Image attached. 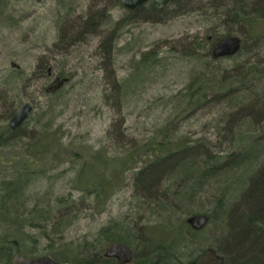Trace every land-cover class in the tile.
I'll list each match as a JSON object with an SVG mask.
<instances>
[{"label": "rangeland", "instance_id": "1", "mask_svg": "<svg viewBox=\"0 0 264 264\" xmlns=\"http://www.w3.org/2000/svg\"><path fill=\"white\" fill-rule=\"evenodd\" d=\"M162 1L128 11L117 0H0V183L22 184L16 200L0 206V242L21 229L34 237L23 240L20 251L12 245V255L67 247L66 259L55 260L82 264L87 252L76 245L99 253L110 242L98 233L109 226L125 237L133 264H151L159 243L170 245L171 264H233L229 235L243 227L234 218L246 214L249 188L258 187L264 165L242 177L243 167L207 179L197 174L206 154L228 152L238 134L264 138V107L254 92L247 103L207 95L192 108L188 86L219 65L229 74L240 61L264 65V41H251L246 24L231 18L223 5L232 0ZM224 36L242 43V58L212 62L210 48ZM149 53V64L139 63ZM23 103L32 110L11 131L9 121ZM47 134L50 150L34 148ZM165 137L190 153L169 162L152 184L155 194L145 196L134 178L145 155L124 170L100 212L93 196L78 189L77 172L97 151L118 161L131 146ZM201 214L209 220L195 234L187 220ZM42 217L54 232L50 242L28 224H45ZM176 231L179 242L171 243Z\"/></svg>", "mask_w": 264, "mask_h": 264}, {"label": "trees", "instance_id": "2", "mask_svg": "<svg viewBox=\"0 0 264 264\" xmlns=\"http://www.w3.org/2000/svg\"><path fill=\"white\" fill-rule=\"evenodd\" d=\"M170 1L171 0H163L162 5H169ZM178 1L179 0H176L175 2ZM149 2L154 4V0ZM229 2H232V4ZM223 6H229L231 8L229 10H231L230 15L232 19L246 24L248 37L251 41L255 39H258L260 42L264 41V0L225 1ZM215 43L211 46L210 52H212ZM242 51L243 45L241 43L239 50L230 57L239 55V57L242 58ZM151 57L152 56L149 53L147 56H143L139 63L147 65L150 61H146ZM211 59V61L214 62L221 59V57L216 58L211 54ZM232 67L234 69H232L233 73L231 74H229V71L221 69V66L219 65V67H212L208 69L205 73H198L195 75L194 79L191 81L192 84L188 86L187 103L190 104V107L194 108L195 106L200 105L201 101L204 100V97L207 95L211 97L209 98L211 101H214L217 96H220L221 99L225 96L222 100L226 103L237 102V105L243 104L249 101L251 96L254 95V92L259 93V101L262 100V107H264V65L261 63H254L247 66L240 61L239 63H233ZM254 115L258 116V111H255ZM248 118L249 117L247 116L246 120ZM243 122L245 123V121ZM47 139L48 134L46 139H37L33 143L34 148L39 147L41 151H49L51 147L50 143H47ZM199 141L200 140H197L195 143ZM230 144L232 145V148L229 149L228 152L225 151L222 154L216 155H214L213 152L206 154V158L202 163L203 167L210 163L216 164L218 172L222 174L227 170H233L237 166L236 164L238 163V160L244 158L242 161H245L243 163L239 162L238 165H241L245 171V169L247 170L252 166L254 159L257 160V158L264 156V152L259 151L260 149H264L263 137H242L240 133L238 134V137H235L234 142ZM241 145L245 147L244 152L239 155L235 154L237 152L236 148ZM185 146L186 144L184 146H178L176 143L173 145V143L168 141L166 137L162 140L151 138L142 145L131 146L132 149L126 151L122 157L118 158V161L107 158L104 152L97 151L93 154V159L91 161L83 163L79 168L76 175L78 189L83 192L85 197L93 196V206L94 208L99 207L98 212H100L104 209L116 187L122 182V174L124 173V170H127L128 168L133 169V160L136 162L138 157L145 155L146 159L144 158V160L141 161V166H139L135 171L134 178L137 180V187L141 189L142 192H145V196L153 195L155 193H153L154 189L152 188V184L160 178L161 175L159 174L167 167L168 164H170L169 162L180 158L181 152L186 155L190 153V150L187 149L189 147ZM234 150L236 152H234ZM256 150L258 153H256ZM193 161L195 160L193 159ZM113 164H118L119 166L115 167ZM263 165L264 160L262 162V166ZM253 167L254 168H251L253 171L258 169L256 166ZM182 168L181 172L183 170ZM192 168L193 167H189L184 171V173L188 172ZM201 171L198 172L199 175L197 174V177L207 179L218 175V173L213 172L207 173V176L204 177V174L201 176ZM261 173L263 175H260L261 177L260 183L257 185L258 187L256 188L254 186L249 188L251 195L250 203L244 207L246 214H242L241 216H236L234 218L236 225H239L241 222L243 227L238 226V233L233 236L229 235L232 239L229 241L232 244V255L230 254L232 259L230 260L233 264H264V171H261ZM242 176L243 175H241V177ZM21 185L22 184H20L17 179L13 181H1L0 206H3L6 202L16 200L19 195L18 193L22 190ZM176 197L179 198L180 195H177ZM41 219L45 222V224L39 225L40 223H29L30 221H28V224H32L31 226L33 228L40 229L42 238H44L47 242H50L51 234L54 233L52 232L53 230H48V225H51V223H48V219L46 217H42ZM25 223L27 222L25 221ZM189 228L190 231L195 234L198 231L191 228V226H189ZM21 230L24 231V229ZM21 230L13 232L14 234L11 237L3 240L7 242H0V261L4 260L5 264L9 263L12 256V245H14L15 251H20L19 248L24 243L23 240L27 238L29 240L32 238L34 239L31 234L29 235V233H24ZM172 230L173 229L170 228L169 230L164 231L165 235L171 234L173 232ZM176 233L177 234H174V236L171 237V243L179 242L178 231H176ZM98 237L110 243H126L125 237L122 234L120 235L113 232L112 228L109 226H104L98 233ZM152 240L153 239L150 238L149 243L152 242ZM80 245H82V243L76 245V248L79 246V248L87 252L82 257H79L80 263L113 264V259L100 257L103 250L99 253H94V251H91L89 245L87 247H85L86 245ZM49 246H51L50 243H48L47 247ZM153 247L155 249H153L152 254L149 256L151 264H171L170 260L172 257H170V245L165 247L162 243H159L158 246L155 245ZM32 248L33 247H28V249H26L28 251L27 253H30ZM66 249L67 247L63 250L60 249L57 253L52 251L53 254L49 253L48 255L53 259H66L64 255Z\"/></svg>", "mask_w": 264, "mask_h": 264}, {"label": "water", "instance_id": "3", "mask_svg": "<svg viewBox=\"0 0 264 264\" xmlns=\"http://www.w3.org/2000/svg\"><path fill=\"white\" fill-rule=\"evenodd\" d=\"M150 0H117L120 6L128 11H133ZM240 47V41L235 37L226 36L220 39L213 47L212 53L214 57H223L235 54ZM32 106L29 103H24L14 113L9 121V128L11 130L17 129L28 117ZM187 222L194 228H202L206 222L207 217L203 214L195 215L188 218ZM106 258H114L116 264H132L133 253L131 248L125 243L112 242L108 244L102 255ZM9 264H72L70 262H58L48 255L25 257L19 253H15ZM190 264H195L194 262Z\"/></svg>", "mask_w": 264, "mask_h": 264}, {"label": "bare ground", "instance_id": "4", "mask_svg": "<svg viewBox=\"0 0 264 264\" xmlns=\"http://www.w3.org/2000/svg\"><path fill=\"white\" fill-rule=\"evenodd\" d=\"M242 147V146H241ZM243 149L241 150V151H237L235 154H237V155H239V154H242L243 152H244V149H245V147L243 146L242 147ZM222 153H224V152H222ZM222 153H220V154H222ZM213 154L214 155H216L214 152H213ZM263 155H264V153H263ZM239 157H241V156H239ZM244 158H242V159H240V160H238V163L239 162H241V163H243L244 161H242ZM263 160H264V156H261V158L259 157V158H257V160L256 159H254V163L252 164V166L250 167V168H248L247 170L245 169V171H243L242 173H241V175H244V174H246L248 171H249V169H251V168H254L253 166H256L257 168L259 167V166H262V162H263ZM235 161H237V160H235ZM238 163L236 164L237 166L235 167L236 169H240L241 168V165H238ZM234 168V169H235ZM233 169V170H234ZM235 169V170H236ZM258 169H260V168H258ZM260 170H262V171H264V166H263V169H260ZM259 170V171H260ZM230 171H232V170H230ZM202 173H201V176L204 174V177H206L207 176V173H213V172H216V173H218V175H220L221 173H219L218 172V169H217V167H216V164H213V163H210V164H207L206 166H202V171H201ZM226 172H229L228 170L226 171ZM183 195L184 194H181V197H183ZM184 198V197H183ZM206 216V215H205Z\"/></svg>", "mask_w": 264, "mask_h": 264}]
</instances>
